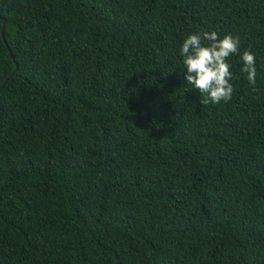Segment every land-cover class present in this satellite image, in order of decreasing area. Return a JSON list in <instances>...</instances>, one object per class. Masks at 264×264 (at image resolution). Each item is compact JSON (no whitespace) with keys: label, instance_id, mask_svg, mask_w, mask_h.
<instances>
[{"label":"trees","instance_id":"trees-1","mask_svg":"<svg viewBox=\"0 0 264 264\" xmlns=\"http://www.w3.org/2000/svg\"><path fill=\"white\" fill-rule=\"evenodd\" d=\"M0 17V264H264V0H0ZM213 30L240 54L232 100L202 104L180 50Z\"/></svg>","mask_w":264,"mask_h":264},{"label":"clouds","instance_id":"clouds-1","mask_svg":"<svg viewBox=\"0 0 264 264\" xmlns=\"http://www.w3.org/2000/svg\"><path fill=\"white\" fill-rule=\"evenodd\" d=\"M239 54L238 36L227 34L220 38L214 30L189 34L183 41L180 55L183 57L186 81L202 94V104L232 100V81L236 77L228 60L232 55ZM241 60V72L246 74L248 82L253 86L252 90L257 91L256 57L251 49L243 51Z\"/></svg>","mask_w":264,"mask_h":264},{"label":"water","instance_id":"water-1","mask_svg":"<svg viewBox=\"0 0 264 264\" xmlns=\"http://www.w3.org/2000/svg\"><path fill=\"white\" fill-rule=\"evenodd\" d=\"M0 19H1V17H0ZM6 25H7V20L4 19V20H3L2 27H1V30H2V36H3L5 42H6V38H5ZM9 51H10L11 57L14 59V55L12 54L10 48H9ZM13 73H14V72H13ZM13 73H12V74H13ZM12 74H11V75H12ZM6 81H7V79H6ZM6 81H5V82H6Z\"/></svg>","mask_w":264,"mask_h":264}]
</instances>
